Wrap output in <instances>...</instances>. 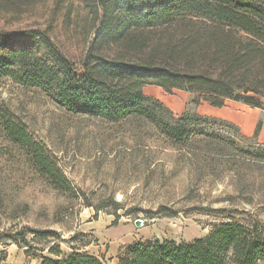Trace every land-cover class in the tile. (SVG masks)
Wrapping results in <instances>:
<instances>
[{"label":"rangeland","instance_id":"obj_1","mask_svg":"<svg viewBox=\"0 0 264 264\" xmlns=\"http://www.w3.org/2000/svg\"><path fill=\"white\" fill-rule=\"evenodd\" d=\"M52 7L46 0L8 13L0 17V28L46 27L78 60L86 45L85 13L81 8L79 17L72 15L66 24L59 13L51 15ZM142 91L176 119L196 112L222 122L194 123L195 131L180 143L140 115L113 121L74 113L42 88L0 76V251L5 264H40L42 255L74 251L119 264L136 242L190 241L230 217L263 227L264 110L232 100L195 105L190 93L155 85ZM6 119L25 126L72 191L55 184L28 147L9 138ZM42 231H49L47 239ZM54 244L59 253L48 251ZM255 264H264V258Z\"/></svg>","mask_w":264,"mask_h":264},{"label":"trees","instance_id":"obj_2","mask_svg":"<svg viewBox=\"0 0 264 264\" xmlns=\"http://www.w3.org/2000/svg\"><path fill=\"white\" fill-rule=\"evenodd\" d=\"M45 1L0 0V17ZM52 3L51 15L59 13L66 24L72 15L79 17L81 8L85 13L86 45L79 59H72L46 27L0 28V76L40 87L74 113L113 121L140 115L180 143L195 131L193 125L222 120L196 112L176 119L161 101L144 95L146 85L186 91L195 105L204 100L222 106L232 100L264 110V0ZM4 128L10 139L28 147L55 184L72 191L57 163L22 123L6 119ZM48 235L42 231L41 238ZM48 251L59 253L60 248L54 244ZM260 258L264 225L248 226L230 217L190 241L136 242L119 257V264H255ZM4 260L0 251V264ZM40 264L106 263L74 251L62 257L42 255Z\"/></svg>","mask_w":264,"mask_h":264},{"label":"crops","instance_id":"obj_3","mask_svg":"<svg viewBox=\"0 0 264 264\" xmlns=\"http://www.w3.org/2000/svg\"><path fill=\"white\" fill-rule=\"evenodd\" d=\"M210 112L217 114V115H221V116L224 115L222 111H217V109L214 110L213 108H212V111H210ZM262 129H263V127H262Z\"/></svg>","mask_w":264,"mask_h":264},{"label":"water","instance_id":"obj_4","mask_svg":"<svg viewBox=\"0 0 264 264\" xmlns=\"http://www.w3.org/2000/svg\"><path fill=\"white\" fill-rule=\"evenodd\" d=\"M140 223H141V220H140V219H137V220H136V224L139 225Z\"/></svg>","mask_w":264,"mask_h":264}]
</instances>
